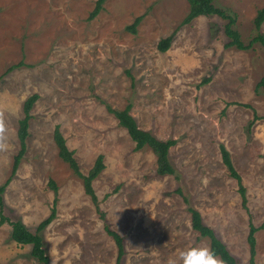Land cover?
<instances>
[{"label": "rangeland", "instance_id": "1", "mask_svg": "<svg viewBox=\"0 0 264 264\" xmlns=\"http://www.w3.org/2000/svg\"><path fill=\"white\" fill-rule=\"evenodd\" d=\"M95 1L0 0V113L7 143L0 150V185L9 179L0 264H38L29 244L11 238L9 221L19 219L34 232L55 197V216L41 232L48 264H114L117 245L105 224L123 238L121 264H179L181 251L210 247L192 228L189 205L237 264H249V221H264V91L256 90L264 48L251 42L264 0H213L235 15L232 27L246 48L225 46L227 19L218 15L184 24L187 0H105L88 19ZM137 16L133 33L127 26ZM168 35L170 46L159 50ZM33 93L26 150L12 174L23 102ZM129 103L141 128L175 140L169 155L176 177L156 173L151 149L134 150L105 105ZM56 126L84 175L103 156L92 180L98 205L59 156ZM221 143L241 177L245 205L221 159ZM255 238V264H264V227Z\"/></svg>", "mask_w": 264, "mask_h": 264}, {"label": "trees", "instance_id": "2", "mask_svg": "<svg viewBox=\"0 0 264 264\" xmlns=\"http://www.w3.org/2000/svg\"><path fill=\"white\" fill-rule=\"evenodd\" d=\"M104 1L105 0L95 1L94 7L92 8V10L88 15V19L94 18L99 13V11L103 7ZM187 1L189 4V11L182 20L184 24L190 22L193 18H195L198 15H206V16L218 15L224 19H227V22L225 23L224 26V32L228 38V41L225 43V46L235 45L238 48H246L247 45H244L243 42L241 41L239 32L232 27L235 23L234 14L228 13L225 9L217 7L213 3V0H187ZM140 20H141V16H137L133 20V22L127 26V28L131 32L135 33L136 26L139 24ZM263 21H264V6L257 11V14L254 18L256 34L251 39L252 40L251 42L256 41L260 43L264 48V33L260 31ZM171 40H172V35H168L167 37L160 39V41L157 44L158 49L161 51L167 50V48L171 44ZM22 64L23 62L20 61L18 64L10 67V69L16 66H20ZM208 80L209 78L206 77L201 82L204 83L207 82ZM259 88H261L264 91V75L256 83V90H258ZM37 97L38 95L36 93H33L30 96H28L23 102V117L19 119V126L17 130L18 139H19V149L13 159L12 174H14L15 170L17 169L20 159L22 158L26 150V137L28 135L29 119L31 118L30 110ZM105 105L107 110L113 113L115 117L118 119V124L126 129L127 133L134 141L135 143L134 150H140L145 146L151 149V151L156 157V173L159 175L169 174L176 177V168L173 162L171 161L169 155L170 148L175 144V140L171 138L165 140L159 139L151 131L141 128L138 125L136 118L130 113V109H131L130 103L127 104L122 109L114 108L109 104H105ZM53 138L57 146L59 156L62 158V160H64L70 165V167L74 170V172L78 176H80L84 180L86 193L90 195L93 202L96 205H98L97 196L92 187V180L97 176V174L103 168V161H102L103 156L100 154L97 157L95 164L92 167V169L89 171V173L87 175H84L79 170L78 163L74 156V150L68 148L66 144V140L62 135L61 131L59 130L58 126H56V128L54 129ZM219 149H220L221 159L224 165L226 166L229 175L237 180L238 191L241 194L242 202L245 205L246 203L245 188L242 184L240 175L238 174V172L234 167L229 151L227 150L226 146L222 143L220 144ZM8 181L9 179L4 184L0 185V224L8 220V218H6L5 215L2 213V209L4 206L3 193ZM51 185L52 187H54V189L56 188L55 184L52 181H51ZM177 190L180 191L179 189ZM184 200L188 202L186 197H184ZM55 204H56V197L54 198L53 201V207L51 209V213L37 225L34 232L30 231L25 226V224L19 219L9 221L11 225V231H10L11 238L18 244H29L31 246L30 253L33 257L37 259L38 264L49 263V256L47 254L45 242L43 241L41 232L47 226V224H49L51 220L54 218L56 212L54 207ZM188 209L191 212L192 228L199 233V236L201 237L206 236L209 238L210 248L215 251L218 257H220L225 264H237L236 258L228 250L223 240L216 234L215 230L212 227L205 224V222L202 220V215L199 212V210H197L191 205L188 206ZM100 217L104 218L103 212H101ZM262 227H264V221L259 226H255L251 220L249 221V228L246 238L249 248V259H248L249 264H255V254H256L255 232ZM105 229L107 233L114 238L117 245V256L114 264H121L122 256L125 253L123 238L118 232L111 230L106 224H105Z\"/></svg>", "mask_w": 264, "mask_h": 264}, {"label": "clouds", "instance_id": "3", "mask_svg": "<svg viewBox=\"0 0 264 264\" xmlns=\"http://www.w3.org/2000/svg\"><path fill=\"white\" fill-rule=\"evenodd\" d=\"M6 147V125L3 114L0 113V150H5ZM179 264H223V262L210 247L192 246L181 251Z\"/></svg>", "mask_w": 264, "mask_h": 264}]
</instances>
